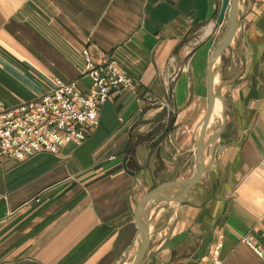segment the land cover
Wrapping results in <instances>:
<instances>
[{
	"label": "crops",
	"instance_id": "crops-1",
	"mask_svg": "<svg viewBox=\"0 0 264 264\" xmlns=\"http://www.w3.org/2000/svg\"><path fill=\"white\" fill-rule=\"evenodd\" d=\"M219 1L0 0V106L38 96L54 77L85 90L82 49L131 79L97 105L83 139L0 153V264L131 260L138 199L194 169L206 57L225 24V15L215 21ZM235 19L211 59L222 124L180 198L145 201L137 264H207L215 244L222 264H264V0H235Z\"/></svg>",
	"mask_w": 264,
	"mask_h": 264
},
{
	"label": "built area",
	"instance_id": "built-area-1",
	"mask_svg": "<svg viewBox=\"0 0 264 264\" xmlns=\"http://www.w3.org/2000/svg\"><path fill=\"white\" fill-rule=\"evenodd\" d=\"M83 73L89 82L78 90L73 79L54 77L38 96L0 106V153L21 158L38 150L55 151L68 140H81L97 123V105L109 93L131 86V79L112 60L95 64L82 49ZM264 260V255H261ZM207 264H222L215 244Z\"/></svg>",
	"mask_w": 264,
	"mask_h": 264
},
{
	"label": "water",
	"instance_id": "water-1",
	"mask_svg": "<svg viewBox=\"0 0 264 264\" xmlns=\"http://www.w3.org/2000/svg\"><path fill=\"white\" fill-rule=\"evenodd\" d=\"M223 15H225V24L221 32V35L219 37V40L214 44V46L211 47L206 57V70H205L206 107H205L204 116L200 122L197 138L195 141L194 169L191 174L183 178L165 180V181L157 183L155 186H153L152 188L144 192V194H142V196L138 199L135 205V209H134V219H135V223L138 228V231H139V240L135 247L134 253L132 255V258L129 264H137L139 262L146 248V245H147L148 229H147V224L144 218V211H143V205L145 201H147L149 198H152V197L175 198V199L180 198L181 196L180 192L187 189L199 177V174L201 173L202 168H203V163H202L203 146L205 142L213 139L218 134V131L222 124V111H221L222 102L220 100L219 95L214 92L213 87H212L211 59L213 58V56L218 54L220 50L226 45V43L228 42L234 30L235 23H236L235 0H220L219 1V6H218L217 14L215 17V21L219 22L221 18L223 17ZM215 97L219 99L220 124L217 130L213 134H211V136L208 139H203V133H204L205 126L207 124ZM167 185H178L180 187V191L176 195H164L162 193V190L164 186H167Z\"/></svg>",
	"mask_w": 264,
	"mask_h": 264
},
{
	"label": "bare ground",
	"instance_id": "bare-ground-1",
	"mask_svg": "<svg viewBox=\"0 0 264 264\" xmlns=\"http://www.w3.org/2000/svg\"><path fill=\"white\" fill-rule=\"evenodd\" d=\"M215 58V57H214ZM216 62V61H215ZM219 108H220V105H219V100H218V98L217 97H215V99H214V103H213V106H212V109H211V112H210V115H209V119H211V117H212V115H214L215 114V116H216V114H218L219 113ZM219 115V114H218ZM214 116V117H215ZM208 119V120H209ZM211 121V120H210Z\"/></svg>",
	"mask_w": 264,
	"mask_h": 264
},
{
	"label": "rangeland",
	"instance_id": "rangeland-1",
	"mask_svg": "<svg viewBox=\"0 0 264 264\" xmlns=\"http://www.w3.org/2000/svg\"><path fill=\"white\" fill-rule=\"evenodd\" d=\"M129 259L128 260H121L117 264H129Z\"/></svg>",
	"mask_w": 264,
	"mask_h": 264
}]
</instances>
